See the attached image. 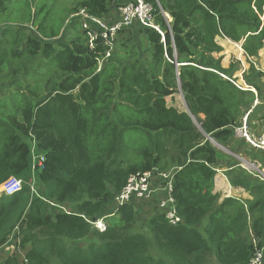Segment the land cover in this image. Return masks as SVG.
I'll return each instance as SVG.
<instances>
[{"label":"trees","instance_id":"1","mask_svg":"<svg viewBox=\"0 0 264 264\" xmlns=\"http://www.w3.org/2000/svg\"><path fill=\"white\" fill-rule=\"evenodd\" d=\"M59 1L0 0V185L23 180L0 196V247L19 237L24 252L0 264H249L264 245V181L233 169L230 182L252 198L216 192L212 139L231 145L241 110L264 106L253 77L254 108V93L222 76L235 65L223 64L218 40L243 42L258 71L249 58L264 48V0H149L162 33L127 31L100 71L103 45L90 48L85 33L65 41ZM113 2L76 0L68 11L105 18ZM178 92L188 112L168 104ZM33 151L44 161L32 171ZM154 167L178 168L181 220L133 205L106 217L128 176ZM101 218L104 228L93 224Z\"/></svg>","mask_w":264,"mask_h":264},{"label":"built area","instance_id":"2","mask_svg":"<svg viewBox=\"0 0 264 264\" xmlns=\"http://www.w3.org/2000/svg\"><path fill=\"white\" fill-rule=\"evenodd\" d=\"M158 1V0H157ZM120 16L118 19H109L98 17L89 14L85 9H80L73 14L74 18H79L81 26L87 36L89 47L96 48L97 44L104 47L102 54L97 58L98 69L107 61L115 50V39L118 34L125 28L130 27L133 23L138 22L144 27H151L159 31L160 28L154 23V6L149 0H128L118 7ZM257 65L252 58H249ZM101 70V69H100ZM222 76L229 79L226 75ZM231 80V79H229ZM234 82L235 86L242 90L253 91L257 95V91L253 86L250 88H243ZM255 102V101H254ZM261 104L257 98L253 108ZM249 114H245L238 127H236V135L242 138L245 143L252 149L264 150V135L256 134L251 131L249 127ZM33 161V170L36 167H42L44 156L36 158ZM178 168H171L163 170L158 167L148 169L141 172L132 173L128 176L126 184L114 196V211L111 215H115L120 207L124 205H133L143 215L152 208L156 207L162 210L165 216L174 224L178 223L181 218L177 215L175 207L174 196V183L175 174ZM23 189V180L15 176H11L0 185L1 195H13ZM103 220V219H101ZM96 222L93 221L95 225ZM105 226L98 227L104 228ZM17 239V240H16ZM11 238L6 244L0 247V256L5 254H18L22 255L24 260V252L20 247L21 238ZM249 264H264V245L256 248V253L250 260Z\"/></svg>","mask_w":264,"mask_h":264},{"label":"rangeland","instance_id":"3","mask_svg":"<svg viewBox=\"0 0 264 264\" xmlns=\"http://www.w3.org/2000/svg\"><path fill=\"white\" fill-rule=\"evenodd\" d=\"M75 2H76V0H60L59 2L56 3V5H57L56 13L58 15H60V14L64 15L65 14L67 17L66 20L64 21L63 27H62L63 28L62 32L66 31L65 38H64L65 41L68 40L70 35L72 38L74 37V35H84V30L81 26L80 19L74 18L72 16V14L70 15V13L68 11L70 8L73 7ZM263 11H264V9H263ZM9 18H12V17H5L4 19H9ZM263 18H264V14L262 15V19ZM25 29H27V31H31L30 27H25ZM129 30H132L135 32V31H137V28H136V26H134V27H131L129 29H126L122 33L120 32L118 34L117 38L115 39V45H117V43L119 45V41H121L123 35H127V31H129ZM66 35H68V36H66ZM218 40L224 47L223 64L225 66H228V67L230 65H235L234 76L232 78L228 77L229 79H231V80H229V79L228 80L230 82L235 81V83H237L239 85H243V86H241L243 88H250V86H252V85H249L248 84L249 82L246 79L247 77L250 76L251 78L253 77V81L260 87V89L264 90V48L260 51L258 58H256V59H258L259 66H260L262 71L261 72L256 71V70L253 71L252 68L249 67L250 64H249L247 57L245 59H243L244 61L240 60V57L243 56V55L241 56V49H240V48L243 49V47H242L243 42H241V43L228 42L227 38H219ZM69 41H71V40H69ZM104 64H103V66H104ZM103 66L101 65L99 67L98 71H100V69H102ZM232 83L234 84V82H232ZM254 95H255L254 96V99H255L254 104H255L257 101V98L259 99V97H258L259 94L257 93V95H256L254 93ZM262 100L264 101V91H263V95H262ZM167 101H168V104L170 106L177 108L179 111L188 112L186 103L184 101V98H183L181 92L176 93L174 96L167 97ZM241 111L244 113V114L242 113L243 114L242 116L240 114L241 119L245 116V113L246 114L248 112L251 113L250 117H249V122H248L251 131L256 133V134H263L264 135V106L261 105L258 108L252 110V105H251L250 109L246 108V109L241 110ZM197 125H199V124L197 123ZM134 135H135V132H130L128 134V137L130 138V137H133ZM214 141H215V143L213 142L214 145L220 150V160L215 165V167H217L219 169V173H218L219 177L217 180V184L220 182V184L218 186L219 187V191H218L219 194L224 195L226 197H228V196L232 197V195H233L236 197H240L241 199H243L244 201L247 202L248 199L246 197H244V195L251 197V198H252V196H250L246 192L241 193L242 190L234 188V185L231 182H229L230 183L229 184L228 183L229 178L227 176V173L229 171H234L233 169L242 168V169H246V170L250 171L252 177L254 176L255 179L264 181V155L263 154L256 155V153H254V151L246 149L245 146L240 141V139H238V138H236V140L229 146L221 144L216 140H214ZM167 155L169 156L170 154H167ZM32 156H33V161H36L35 154L32 153ZM256 156H258L259 159H261L263 161V166L259 161L254 159V157H256ZM128 159H130L131 162L135 163L136 159H132V158H128ZM32 171H33V169H32ZM221 179H223V181H221ZM224 182L226 184H228L230 187L227 188V186H225ZM56 205H57L56 203L53 204V206H56ZM61 208L66 209V210H70V208H67L66 206H61ZM113 211H114V207H113L112 211L110 208L107 209V213H109V214H107L105 216L106 217L113 216V215H111L113 213ZM105 213H106V210H105ZM103 218H105V217L103 216ZM103 218H101V219H103ZM143 218H145V217L143 216ZM101 219H98L96 221V223H95L96 227H101V225L106 226L105 225L106 220L104 222ZM82 245H83V243H82ZM20 256H21L20 257V259H21L22 255H20ZM0 257H1V259H3L4 256H0ZM212 264H214V263H212Z\"/></svg>","mask_w":264,"mask_h":264},{"label":"crops","instance_id":"4","mask_svg":"<svg viewBox=\"0 0 264 264\" xmlns=\"http://www.w3.org/2000/svg\"><path fill=\"white\" fill-rule=\"evenodd\" d=\"M115 1L119 4V6L121 5V3H123V2H125L126 0H114V2H113V4L115 3ZM112 4V5H113ZM116 4V3H115ZM117 5V4H116ZM116 5H113V9L111 10V12L109 13V15L108 16H105V18H109L110 20L111 19H114V20H116V19H118L119 18V16H120V12H119V10H118V7L119 6H116ZM104 18V17H103ZM134 26H136V28H137V31H139L140 29H142L143 27H142V25H140L138 22H135V23H133L130 27H127L128 29L129 28H131V27H134ZM137 31H133L132 32V34H133V38H135V39H133V40H136V38H137V35H138V33H137ZM227 41L228 42H232V41H230V40H228L227 39ZM222 45V44H221ZM223 46V45H222ZM241 49V56L242 57H240V60H242V61H244L243 59H245L246 57H247V55L245 54V51H244V49H242V48H240ZM253 59V58H252ZM253 61H255L256 62V68L258 69V71H262L261 70V68H260V66H259V63H258V59H256V58H254L253 59ZM248 63V62H247ZM249 65V64H248ZM249 67H250V65H249ZM260 105V104H259ZM235 136H236V138H238V139H240V141L243 143V145L245 146V148L246 149H248V150H251V151H254V152H256L257 150H255V149H252V148H250L246 143H245V141L242 139V138H240L239 136H237L236 134H235ZM214 143H215V141H213ZM264 151V150H263ZM35 153V157L36 158H38V157H40V155L38 154V152H35V151H33V154ZM246 162V161H245ZM217 168V167H216ZM217 172L219 173V169L217 168ZM218 173H217V177H216V182H215V191L216 192H218L219 191V184H220V182L217 184V180H218V177H219V175H218ZM226 177V176H225ZM228 180V179H227ZM221 181H223V179H221ZM230 181L228 180V183H229ZM225 183V182H224ZM230 184V183H229ZM225 186H227V188L228 187H230L228 184H226L225 183ZM235 188V187H234ZM223 193V192H222ZM243 193V192H242ZM244 195V194H243ZM224 196V195H223ZM226 197V196H225ZM13 254H15V253H13ZM7 256V254H5L4 255V258ZM1 258V257H0ZM20 261H21V263H22V258L20 259Z\"/></svg>","mask_w":264,"mask_h":264},{"label":"water","instance_id":"5","mask_svg":"<svg viewBox=\"0 0 264 264\" xmlns=\"http://www.w3.org/2000/svg\"><path fill=\"white\" fill-rule=\"evenodd\" d=\"M212 141H214L213 139H212ZM97 220H95L94 222H96Z\"/></svg>","mask_w":264,"mask_h":264}]
</instances>
